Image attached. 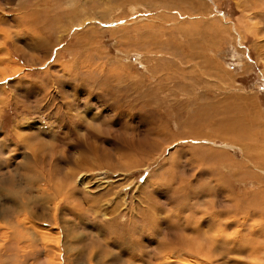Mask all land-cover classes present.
<instances>
[{"label": "rangeland", "instance_id": "374dc122", "mask_svg": "<svg viewBox=\"0 0 264 264\" xmlns=\"http://www.w3.org/2000/svg\"><path fill=\"white\" fill-rule=\"evenodd\" d=\"M1 62L0 182L32 197L36 156L67 191L85 173L84 217L60 214L67 238L84 237L74 250L264 264V0H0ZM29 214L0 215L1 239L24 217L43 224Z\"/></svg>", "mask_w": 264, "mask_h": 264}, {"label": "bare ground", "instance_id": "6f19581e", "mask_svg": "<svg viewBox=\"0 0 264 264\" xmlns=\"http://www.w3.org/2000/svg\"><path fill=\"white\" fill-rule=\"evenodd\" d=\"M25 13V12H24ZM21 22V21H20ZM29 23V22H28ZM255 27H252V29ZM193 33V32H192ZM191 32L186 31V34H191ZM184 34V33H183ZM194 34V33H193ZM39 36V35H38ZM43 36V35H40ZM147 38V35L145 36ZM186 37V36H184ZM149 38H155V35H152V37ZM45 39V38H43ZM124 39L127 38H122V40L124 41ZM144 39V38H143ZM189 41V40H188ZM44 42V41H43ZM45 43V42H44ZM193 44V42L191 43ZM190 45V44H189ZM179 47V46H178ZM199 47V46H198ZM197 47V48H198ZM200 48V47H199ZM182 53V52H181ZM10 54V53H9ZM173 54H175L174 52L171 53V55L173 56ZM3 63V62H1ZM4 64V63H3ZM1 64V65H3ZM5 67L3 66L2 68H0V75L2 76L3 79H6L9 76H12V74L9 72L8 66L6 67L7 64H4ZM236 124V123H235ZM238 125V124H236ZM241 126V125H239ZM237 130V129H236ZM232 130L228 129L225 130L224 133V137H226L227 139H233V136L231 135ZM240 132V131H239ZM238 132V133H239ZM243 132V131H242ZM241 132V133H242ZM230 134V135H229ZM243 136V135H242ZM237 139V138H236ZM242 140V139H241ZM40 150V149H39ZM249 151V147H247L246 151H245V157H246V153ZM38 151V150H36ZM218 152V151H217ZM37 157V156H36ZM32 157V161L27 160L26 162L29 164V167L32 169L33 174L30 172L27 177H23L24 181L27 185H29L30 187H28L29 189L32 186V197H25L21 194L20 191H18V189L15 188V179H8L5 183H1L0 185H3L0 188V192H3V195H7L6 196V200L5 202H1L2 203V207L0 209V215L2 216H7L11 214L12 218H16L17 214H22V213H30L29 215L34 219L40 220L43 222H36V220L31 219L30 217H24L25 219L18 221L16 224H10L14 229H10L11 226L8 228L9 230H12V235H10L9 237L7 235L11 234L9 231V234H6L7 239H4L0 236V264H115L116 260H118L119 263L121 264H131L130 261H126L129 259L123 258L121 256L116 257L114 254H106L105 256L99 257V253H97L98 251H100L99 249L95 248V246H93L92 251H87V250H83L82 248L78 247L74 250V247L72 245V239H76L77 241H84V237L82 236H78V235H74L71 236L69 238H67V236H70V231L68 230V227L64 225V221L63 223L61 222V217L60 214L63 215L64 209H66L67 211H69L70 214H73L75 217H84V213H83V209L81 208V206L79 204L76 203V200L74 199V194L77 192V189H79V185L83 184V188H87L86 184L88 181L87 176L85 175V173H81L80 171L73 173V177L72 180H70L69 183V187L66 186V188L68 189L65 190L62 187H58V185L56 184H49L50 181H53L54 178L51 177L50 175L52 174H46L44 176V172H39V169L37 167V163L40 165V162L38 161L39 157L37 158ZM251 157V156H250ZM263 157V156H262ZM38 159V160H36ZM252 159V158H251ZM253 164L252 166H255L258 164V162H260V160L258 158H256V160H252ZM239 163V162H238ZM252 163V162H251ZM262 163V162H261ZM91 164V163H90ZM263 164V163H262ZM89 165V163H88ZM90 166H87V168ZM91 168V167H90ZM88 170V169H86ZM246 174H250L253 175V173H246ZM258 180V179H257ZM35 181V182H34ZM215 187V186H214ZM263 187V186H262ZM81 188V187H80ZM89 189V188H88ZM87 189V190H88ZM6 192V193H4ZM89 192V191H88ZM90 192H92L90 190ZM23 193V192H22ZM264 193V192H263ZM65 194V196H64ZM250 194V193H249ZM262 194V193H261ZM260 194V195H261ZM63 195V197L61 198V196ZM248 195V194H247ZM255 196V195H254ZM235 197V196H234ZM27 198V199H26ZM235 199V198H234ZM237 199V197H236ZM235 199V200H236ZM254 199V197H253ZM231 201V200H230ZM46 202H48L49 204L51 202H54V206L53 209H50V207L46 204ZM233 202V201H232ZM240 201L237 200V202H233L234 203H238ZM264 202V201H263ZM262 204V202H260ZM65 204L64 207H62V205ZM230 204V203H229ZM259 204V203H258ZM40 205L45 206V208L42 210V212L37 213L38 211L35 209V207H38ZM242 205V203H239V206ZM47 206V207H46ZM230 206V205H229ZM260 206V204H259ZM234 207V206H233ZM232 207V208H233ZM236 207H238L236 205ZM264 207V205L262 206ZM49 208V210L47 209ZM91 209V211H93V213H98L97 210L93 209L92 206L89 207ZM225 208V207H224ZM9 209V210H8ZM217 209V208H216ZM251 209V208H250ZM228 211H230L227 208ZM258 210V209H257ZM264 210V209H263ZM237 211V210H236ZM239 211V210H238ZM226 212V211H224ZM259 212V211H258ZM234 213V212H233ZM231 212V214H233ZM241 214L242 212H238V214ZM254 213V212H253ZM41 214V215H40ZM230 214V215H231ZM244 214V213H243ZM250 215L253 216V214L249 213ZM101 215L105 216L107 215L106 212L104 213H99L98 217ZM220 215V214H218ZM26 216V215H25ZM96 216V215H95ZM235 216V215H234ZM240 216V215H239ZM242 216V215H241ZM47 217V219L45 218ZM64 217V216H62ZM256 217V216H255ZM254 217V218H255ZM263 217V216H262ZM45 218V220L43 219ZM253 218V219H254ZM98 219V218H97ZM105 219V218H104ZM217 219V218H216ZM222 220V218H220ZM219 219V220H220ZM258 219V218H257ZM111 220V219H110ZM230 220V218H229ZM228 220V221H229ZM255 220V219H254ZM16 221V219H15ZM22 221V222H21ZM233 221V219H232ZM53 222V225H51ZM108 223H110V221H108ZM231 223V222H230ZM110 225V224H109ZM196 225V224H195ZM224 225H228V224H224ZM223 225V226H224ZM104 226V225H103ZM107 226V225H106ZM221 226V224L219 225ZM231 226V225H230ZM229 227V226H226ZM53 228H57L58 229V236L59 238L62 236H65L63 239V244H62V240H58L56 244L52 245L49 243L48 240V236L51 234V230ZM221 228V227H220ZM224 228V227H222ZM246 228V227H245ZM213 229V228H212ZM215 229V228H214ZM219 229V228H218ZM227 229V228H226ZM232 229V228H231ZM209 230V229H208ZM221 230V229H220ZM6 231V230H5ZM2 231V232H5ZM225 231V230H224ZM232 231V230H231ZM256 231V230H254ZM7 232V231H6ZM7 232V233H8ZM213 232V231H212ZM234 232V231H233ZM262 232V231H261ZM220 233V232H219ZM227 233H229V230L227 231ZM5 234V233H4ZM53 234V233H52ZM199 234V233H198ZM211 234V232H210ZM209 234V235H210ZM222 234V233H221ZM224 234V232H223ZM262 234V233H261ZM1 235V234H0ZM208 235V236H209ZM227 237L228 235L225 234ZM258 234L256 233V236ZM260 235V234H259ZM258 235V236H259ZM5 236V235H4ZM200 236V235H199ZM198 236V239H200ZM206 236V233H205ZM214 236V234H213ZM194 237V238H193ZM191 237L192 240L196 239L195 236ZM222 238L224 237L223 235L221 236ZM241 237V236H240ZM219 238V237H218ZM217 238V239H218ZM221 238V239H222ZM197 239V240H198ZM203 239V238H202ZM201 239V240H202ZM207 239V238H206ZM195 240V241H197ZM212 240V239H211ZM210 242H213L211 241ZM216 240V239H215ZM214 240V241H215ZM227 240V239H224ZM223 239L220 241H224ZM200 241V240H199ZM208 241V239H207ZM207 241H204L205 243ZM219 241V240H218ZM217 241V242H218ZM229 241V240H228ZM228 241H225L228 242ZM259 241V240H258ZM216 242V241H215ZM234 242V241H233ZM236 242V240H235ZM203 243V244H198V247H195V250H193L192 254L193 255H200L201 252H198L197 250H199L198 248L201 249V251L203 252L205 250V246L208 243ZM222 243V242H220ZM231 244V242H229ZM228 243V244H229ZM210 244V243H208ZM223 244V243H222ZM89 245L91 246L92 244L89 243ZM213 245V244H212ZM212 245L209 247H212ZM221 245V244H219ZM89 246V247H90ZM239 246V245H238ZM214 247V246H213ZM222 247H225L222 245ZM229 247V246H228ZM260 247V246H259ZM233 248V245H232ZM209 249V248H207ZM206 249V250H207ZM74 250V251H73ZM183 250V249H182ZM213 250V249H212ZM234 250V248H233ZM239 250V248H238ZM249 250V249H248ZM184 251V250H183ZM209 251V250H208ZM216 251V249H215ZM214 251V252H215ZM218 251V250H217ZM85 252V254L88 256L87 260L86 258L83 259L82 258V254ZM180 252V251H179ZM178 252V253H179ZM190 252V251H189ZM205 252V251H204ZM264 252V251H263ZM207 253V252H206ZM205 253V254H206ZM239 253V252H238ZM237 253V254H238ZM84 254V255H85ZM183 254V253H181ZM209 254V253H207ZM213 253H211L212 255ZM248 254V253H247ZM97 255V256H96ZM117 255V254H116ZM188 255V254H187ZM190 255V254H189ZM196 255V256H197ZM204 255V254H202ZM210 255V254H209ZM210 255V256H211ZM216 255V252H215ZM214 255V256H215ZM174 256V254H173ZM173 256L169 257V260L174 261ZM183 256V255H182ZM208 256V255H205ZM218 256V255H216ZM233 256V255H231ZM179 257V255H178ZM187 257V256H185ZM194 257V256H193ZM198 257V256H197ZM200 257V256H199ZM209 257V256H208ZM115 258V259H114ZM206 258V257H205ZM204 258V259H205ZM214 259V257H211ZM216 258V257H215ZM226 258V257H225ZM253 258V257H252ZM191 259V258H190ZM202 259V257L200 258ZM203 259V260H204ZM208 259V258H207ZM206 259V260H207ZM56 260V261H55ZM81 260H83L81 262ZM142 260V259H141ZM176 260V259H175ZM216 260V259H214ZM54 261V262H53ZM185 260L183 259V261H179V263L181 262L182 264H188ZM191 261V260H190ZM202 261V260H201ZM208 261V260H207ZM220 261V259H219ZM245 261V260H244ZM132 262V261H131ZM176 262V261H175ZM193 262V261H192ZM198 262V261H197ZM204 262V261H203ZM133 263V262H132ZM140 263V261H136L133 264H138ZM150 263V262H149ZM159 263V262H158ZM174 263V262H172ZM202 263V262H200ZM198 263V264H200ZM252 263V261H251ZM255 263H257L255 261ZM145 264V263H144ZM153 264V263H151ZM164 264V263H163ZM178 264V263H177ZM207 264V263H206ZM238 264V263H237ZM240 264V263H239Z\"/></svg>", "mask_w": 264, "mask_h": 264}]
</instances>
